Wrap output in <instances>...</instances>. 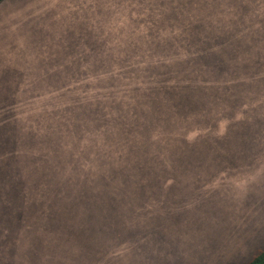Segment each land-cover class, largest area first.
Returning a JSON list of instances; mask_svg holds the SVG:
<instances>
[{
	"label": "trees",
	"instance_id": "1",
	"mask_svg": "<svg viewBox=\"0 0 264 264\" xmlns=\"http://www.w3.org/2000/svg\"><path fill=\"white\" fill-rule=\"evenodd\" d=\"M126 33L101 70L0 120V264L51 261L70 230L148 229L143 186L176 151L264 134V0H151Z\"/></svg>",
	"mask_w": 264,
	"mask_h": 264
},
{
	"label": "rangeland",
	"instance_id": "2",
	"mask_svg": "<svg viewBox=\"0 0 264 264\" xmlns=\"http://www.w3.org/2000/svg\"><path fill=\"white\" fill-rule=\"evenodd\" d=\"M150 4L0 3V120L13 105L54 100L76 72L101 70ZM175 154L143 186L148 229L66 231L41 264H246L264 251V134L212 133Z\"/></svg>",
	"mask_w": 264,
	"mask_h": 264
}]
</instances>
